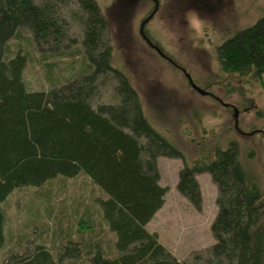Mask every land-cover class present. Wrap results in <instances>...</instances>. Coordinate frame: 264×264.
Returning a JSON list of instances; mask_svg holds the SVG:
<instances>
[{"label":"trees","instance_id":"trees-1","mask_svg":"<svg viewBox=\"0 0 264 264\" xmlns=\"http://www.w3.org/2000/svg\"><path fill=\"white\" fill-rule=\"evenodd\" d=\"M72 20L83 27L85 67L50 88H28L29 49L21 44L13 53L10 39L28 30L40 49L57 50L66 39L77 42L70 36ZM113 52L110 23L97 0H0V249L9 194L43 187L60 174H85L102 190L95 205L116 234L107 248L102 241L70 238L57 255L39 243L0 264H66L83 254L88 264H264V188L243 164L241 142L230 139L188 161L151 124L137 89L113 64ZM218 55L224 71L264 89V15L223 41ZM107 75L115 80L117 102L100 98ZM256 115L263 118L264 109ZM159 155L183 158L178 189L197 207L203 196L196 173L210 172L218 186L216 240L193 261L180 259L147 226L169 190L160 182ZM44 192L50 199V188ZM88 218L79 220V229H93Z\"/></svg>","mask_w":264,"mask_h":264},{"label":"rangeland","instance_id":"rangeland-1","mask_svg":"<svg viewBox=\"0 0 264 264\" xmlns=\"http://www.w3.org/2000/svg\"><path fill=\"white\" fill-rule=\"evenodd\" d=\"M97 1L110 23L113 64L137 89L151 124L188 161L238 139L243 164L264 188V117L256 115L258 108L264 109V89L224 71L218 55L223 41L264 15V0ZM70 33L77 42L66 39L57 50L40 49L28 30L10 39L13 53L21 44L29 49L28 88H50L85 67L84 31L78 21L72 20ZM102 80L101 100L117 102L115 80L108 75ZM158 165L160 182L169 190L165 204L147 226L180 259L193 261L196 253L206 252L216 240L212 224L218 212V186L210 172H197L203 196L197 207L178 189L183 158L159 155ZM48 188L50 199L44 192ZM97 196H103L102 190L85 174L72 178L60 174L43 187L14 189L4 202L6 243L0 249V263L39 243L55 255L70 238L81 244L84 239L102 241L105 248L113 244L116 234L97 211ZM89 216L93 229H79V220ZM83 256L66 264H88Z\"/></svg>","mask_w":264,"mask_h":264}]
</instances>
